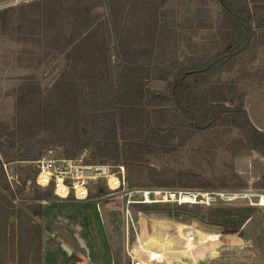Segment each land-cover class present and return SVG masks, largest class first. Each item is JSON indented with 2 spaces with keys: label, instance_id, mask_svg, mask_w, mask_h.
I'll list each match as a JSON object with an SVG mask.
<instances>
[{
  "label": "rangeland",
  "instance_id": "1",
  "mask_svg": "<svg viewBox=\"0 0 264 264\" xmlns=\"http://www.w3.org/2000/svg\"><path fill=\"white\" fill-rule=\"evenodd\" d=\"M32 1H39L36 6L39 5L41 11L44 0H0V9L11 6L18 9L23 3ZM249 1L256 34L250 47L238 58L234 67L221 74L219 80L210 85L208 102L210 105H247L256 126L264 130V25L258 24V19L264 13V0ZM183 2L184 0H173L172 4ZM192 3H201V0H192ZM207 3L205 8L209 13L206 11L205 15L210 27H197L199 22L195 28L182 27L178 38L180 54L188 55L194 50L199 53L218 39L221 6L213 0H208ZM192 6L191 4L190 8ZM105 11V8L95 10L101 17L106 14ZM193 12L199 14L200 11L196 8ZM27 14H32V11ZM27 14L25 25L20 21L11 25L26 27L30 24L28 21L39 23L35 19L38 18V13L32 14L33 17ZM185 15L188 18L194 16L192 13H184L183 16ZM7 21L5 18V24L9 22ZM11 25L7 24L6 30L11 31ZM170 29L168 27L167 31ZM105 31L107 34L109 29L105 28ZM13 38L8 33L0 32V68L14 65V60L20 56V49L34 50L35 58L42 56L43 62L51 61L55 54L53 50L37 47L39 45L34 41L22 42V37L13 41ZM57 61L52 60V64L36 70L28 69L18 78L17 85H0L1 153H5L10 161L6 163L5 172L6 180L12 182L9 190H4L0 185V227L6 231H3L5 239L0 247L4 250V256H10L11 253L15 258L21 256L18 248L21 247V242L19 238L13 239V230L27 219L28 224L31 223L32 215L34 218L31 224L35 225L36 233L39 227L43 229L42 244L47 243L45 252L42 251V264H135L136 260L142 264H264V206L248 205L244 200L218 203L210 207L175 202H135L128 205V195L110 201L107 195L79 200L75 197H57L55 193H51L49 200H34L32 197L36 191H41L35 182V160L50 148L59 155H69L70 148L78 147L81 148L78 153L75 151L77 154H72L75 157L84 154L85 158L94 162L123 163L127 188L142 192L158 189L264 190V156L246 141L244 144L240 141L243 135L230 120L218 122L211 129L197 131L188 120L183 121L177 117L176 109L170 104L162 107L149 105L150 91L155 90L152 92L157 94L167 90L166 80L150 79L145 87L132 86L119 92L121 86L117 82L121 68L118 67V58L113 55V70L104 81L93 84L94 90H99L98 94H94L93 90L88 95L87 85L76 84L75 78H56L52 69ZM115 71H119L115 76L116 80L113 79ZM28 74L35 78L27 79ZM3 78L4 72L0 74V79ZM29 81H39L42 89L50 90L52 107L48 111L52 114L50 116L54 119L53 122L45 120V114L38 120L34 119V110L30 111L25 97H22L24 94L20 96L21 87L26 86ZM65 81L73 84L69 86ZM135 83L141 85L137 79ZM107 87L111 94L107 92ZM82 95H86V99H82ZM213 95L219 98L226 96L229 100L215 102ZM94 96H99L97 100L110 98L118 114L114 122L100 119V137L106 136L105 139L96 137L93 133L77 136L75 126L64 117L61 121L58 119V125H55L56 117L76 111L86 115L89 109H95L97 105ZM150 101L153 102V99ZM59 109L62 110L57 112ZM156 110L158 111L155 112ZM81 118L78 117L77 121ZM226 123L229 125H224ZM65 134L68 137H64ZM106 148L109 153L118 150L117 155L101 157L100 154ZM18 158L22 159L17 160ZM92 187L94 195L98 189ZM141 195V192H135L131 198L141 200ZM97 201H102L100 209L96 205ZM28 205L34 206L33 210L28 209ZM35 206H43L44 215L41 218L33 214ZM128 206L135 226L128 219ZM22 210L26 212L27 219L23 218ZM6 211H10L11 215H7ZM35 211H40V208ZM6 216L7 224L4 222ZM160 222L166 224L165 229L153 227ZM32 232L35 233L34 229ZM195 234L199 244L193 248L184 247L180 255L171 260L167 256L155 261L159 251L153 250L154 246H161L158 248L160 252L168 249L166 251L172 253V247L164 246L169 238L179 246L184 244L182 241ZM151 238L157 239L158 243L154 245ZM200 240L203 241L200 243ZM145 241L147 242L143 243ZM31 248L33 252L30 255L35 254L31 263L40 264L36 244Z\"/></svg>",
  "mask_w": 264,
  "mask_h": 264
},
{
  "label": "trees",
  "instance_id": "2",
  "mask_svg": "<svg viewBox=\"0 0 264 264\" xmlns=\"http://www.w3.org/2000/svg\"><path fill=\"white\" fill-rule=\"evenodd\" d=\"M207 1L201 0V3L193 4L192 0L188 2L184 0L183 3L172 4L173 0H44L41 11L39 5L36 6L39 1H32L20 4L21 7L18 9L14 6L0 9V32L8 33L9 36L14 37L13 41H18V37H22V42L34 41L38 43L39 46L37 47L55 51L52 60L58 61L52 69V73L56 75V78H75L76 84L87 85V90L86 88L85 90L88 95L93 93V84L104 81L113 70L111 62L114 55L120 61H118V67L121 68L120 72L115 71L113 73V79L116 80L115 76L119 72L117 82L121 86L119 92L132 86L145 87L150 79L166 80L168 83L167 90L157 92V94L152 92L155 90L150 91L148 100L150 106L162 107V105L170 104L176 109L177 117L179 116L183 121L184 119L188 120L191 127L197 131H205L218 125V122L230 120L243 135V139L241 138L240 141L243 144L246 141L264 156V130L259 129L252 122L246 107L221 103L210 105L208 95L210 85L218 81L221 74L229 72L234 67L238 58L244 55L253 41L256 32L252 23L253 15L250 1L213 0L221 6L222 19L217 26L218 39L211 43L213 45L205 47L199 53L195 50L188 55L179 52L178 38L180 37L179 30L182 27L185 29L195 28L197 22H199L197 27H210L207 23L208 17L206 18L207 15H205L206 11L209 13V10L205 8L208 4ZM191 4L193 5L192 8H190ZM96 8H105L106 14L103 17L98 16L95 12ZM196 8L200 11L199 14L193 12V9ZM31 11L32 14L38 13V18L35 19L39 21L41 26L37 22L28 21L29 26L24 27L27 21L25 15ZM184 13H192L194 16L188 18L186 15L183 16ZM32 14L27 15L33 17ZM105 16L108 17L105 18ZM202 17L203 21H201ZM5 18L9 21L6 24ZM18 21L24 25L16 27L11 25V23L14 25ZM7 24L11 25V31L6 30ZM258 24L259 26L264 25V13L258 19ZM168 27L171 28L169 31H167ZM105 28L109 29L107 34ZM33 51L18 50L20 56L14 60V65L36 70L41 66L43 68L44 65L52 64L51 59V61L43 62L44 57L35 58L36 55ZM28 77H31V74H28L26 78L28 79ZM136 79L140 81L141 85L135 83ZM65 83H69V86L73 84L69 81H65ZM106 90L111 94L108 87ZM147 91L149 92V90ZM98 92V89L94 90V94H98ZM19 94L20 96L24 94L22 97H25V102L29 105L30 111L34 110L36 114L34 119L38 120L40 116L45 114V120L49 123L54 121L50 116L52 115L51 112L48 111L52 107L51 97H49L50 90L42 89L39 81L34 83L29 81L26 86L21 87ZM94 97L97 107L95 109L87 108L89 114L81 115L80 112L76 111L59 118L55 116V125H58V119L61 121L64 117L67 122L75 126L77 136L82 133L88 135L93 133L96 137H100V119L108 122L113 120L114 122L118 114L110 98L97 100L99 96ZM82 99H86V95H82ZM152 99L153 102L150 101ZM213 100L220 102L228 101L229 98L226 96L219 98L213 95ZM60 110L62 109L57 112ZM80 116L82 118L77 121ZM97 117L99 121H97ZM107 130H109V126ZM67 134L63 136L68 137ZM72 135L76 134L72 133ZM105 137L100 138L105 139ZM1 144L0 137V185L4 190H9L12 182L6 180L4 163L10 161H8L5 153H1L3 151ZM79 149L81 148H70L69 155L65 154L64 156L75 157L72 154L76 155ZM117 153L118 150L109 153L107 149L100 156L115 157ZM19 155L22 156V154ZM19 159L22 158L17 160ZM36 174L37 168L35 177ZM37 186L41 188V191H36L32 198L34 200H49V194L54 193L53 185L42 187L37 184ZM92 186H95L96 190L98 189L94 195L92 194ZM108 189L104 183H95L89 188L88 199L92 196H104L110 191ZM57 197L60 196L57 195ZM33 207L32 205L27 206L28 209L32 210ZM38 207L40 211L37 212L35 210ZM35 210L33 212L35 216L41 218L44 215L43 206H35ZM6 212L7 215H11L10 211ZM23 213V218L27 219L26 212ZM33 218L31 215V223ZM6 220L7 216L4 218V222ZM31 223L28 224L27 219L26 222H20L19 227L16 226L13 230V239L19 238L21 242V247H18L21 256L15 258L13 253L10 256H4V250L0 247V264H6V262L32 264V257L35 254L30 255V253L33 252L31 247L34 244H36L39 254V262L42 264L43 229L41 230L39 227L38 233H36V227ZM33 229L35 233L32 232ZM3 231L6 232L0 227V245L5 239Z\"/></svg>",
  "mask_w": 264,
  "mask_h": 264
},
{
  "label": "built area",
  "instance_id": "3",
  "mask_svg": "<svg viewBox=\"0 0 264 264\" xmlns=\"http://www.w3.org/2000/svg\"><path fill=\"white\" fill-rule=\"evenodd\" d=\"M35 165L37 168L35 182L42 187L53 185L54 193L63 198L74 196L79 200H86L89 197L90 186L101 182L110 190L106 194L108 200H116L128 195V205L135 202H175L210 207L218 203H234L244 200L248 205L264 206V190L257 192L252 189L218 191L158 189L142 192L129 189L123 163L94 162L85 158L84 154L67 157L57 154L54 149H48L35 160ZM135 192L142 193L141 200L131 198ZM101 202H96L99 209ZM126 210L129 213L128 219L135 226L129 206ZM133 259L135 260V257ZM135 264H140V261L136 260Z\"/></svg>",
  "mask_w": 264,
  "mask_h": 264
},
{
  "label": "bare ground",
  "instance_id": "4",
  "mask_svg": "<svg viewBox=\"0 0 264 264\" xmlns=\"http://www.w3.org/2000/svg\"><path fill=\"white\" fill-rule=\"evenodd\" d=\"M166 224L165 223H161L160 222V224H158V225H153V227H157V228H162V229H165L166 227H164ZM183 228H185V227H183ZM187 228V227H186ZM189 231V230H188ZM182 233V232H181ZM188 233V232H187ZM164 234V233H163ZM168 234V233H167ZM194 234V233H193ZM189 235H191L190 233H189ZM196 235V234H195ZM195 235H193V236H190V237H188L187 239H185L184 241H182V242H184V244H179V246H176V244L175 243H173V240L171 239V238H169V240H168V243H165L164 244V246L166 247V248H168V245L170 246V247H172L173 249H172V253H170L169 251H166V250H168V249H165V250H162L161 252H160V250L158 249L159 247H161V246H159L158 248H156L155 246L153 247V250H157V251H159V254L156 256V258H155V261L156 260H161L163 257H167L168 256V258H170V260H171V258L173 259L174 257H178V255H180V253H181V251L182 250H184V247H191V248H193L195 245H197V244H199L198 243V240H197V235H196V237H195ZM161 236V235H160ZM172 236V235H171ZM167 237V236H166ZM204 237V236H203ZM157 238H159V237H157ZM165 239V238H164ZM163 239V240H164ZM209 240V239H208ZM147 241H149V240H147ZM147 241H145V242H143V243H146ZM150 241L151 242H153V244L155 245V243H158L157 242V239H154V238H151L150 239ZM176 241V240H175ZM201 241H203V240H200V243H201ZM161 243H162V241H160ZM179 242H180V240H179ZM139 243L141 244V242H140V240H139ZM173 244V245H172ZM172 245V246H171ZM159 255H161V257H159ZM149 256V255H148ZM153 256H155V254L153 255ZM151 258H152V256H151ZM140 264H142L141 263V261H140Z\"/></svg>",
  "mask_w": 264,
  "mask_h": 264
},
{
  "label": "crops",
  "instance_id": "5",
  "mask_svg": "<svg viewBox=\"0 0 264 264\" xmlns=\"http://www.w3.org/2000/svg\"><path fill=\"white\" fill-rule=\"evenodd\" d=\"M11 65V64H10ZM27 70L28 69H26V68H22V67H18V66H15V65H11V66H3V67H1L0 68V74L1 73H3L4 72V74H5V78H3V79H0V85H17L18 83H19V77L20 76H22L23 74H24V72H27ZM6 73H8V75L6 74ZM7 76V77H6ZM246 104V103H245ZM245 107H246V109H247V111H248V113H249V116H250V118H251V120H252V122L254 123V121H253V117H252V115H251V113L249 112V110H248V106L247 105H245ZM255 124V123H254ZM256 125V124H255ZM256 127H258V126H256ZM259 128V127H258ZM260 129V128H259ZM262 130V129H261ZM4 167H5V169L7 168L6 167V163H4ZM47 244V243H46ZM46 244H44L43 245V250H44V252H45V246H46ZM82 264H90V263H88V262H83Z\"/></svg>",
  "mask_w": 264,
  "mask_h": 264
}]
</instances>
